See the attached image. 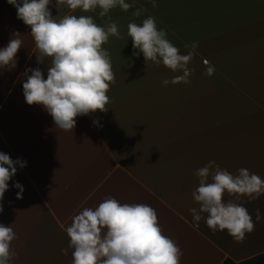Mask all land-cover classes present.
<instances>
[{
	"label": "crops",
	"instance_id": "crops-1",
	"mask_svg": "<svg viewBox=\"0 0 264 264\" xmlns=\"http://www.w3.org/2000/svg\"><path fill=\"white\" fill-rule=\"evenodd\" d=\"M126 2L133 5L127 12L117 7L103 18L99 9L52 8L56 20L91 15L104 26L110 18L120 32L102 45L115 76L108 110L76 117L74 129L62 131L41 106L24 99L25 69L40 67L46 78L49 62L37 64L33 37L16 8L0 0V47L17 33L22 40L16 67L0 71V151L27 161L14 177L25 188L22 198L9 181L0 213V223L17 235L10 264H71L72 249L67 256L62 249L72 217L109 196L154 208L162 234L183 251L180 264L239 263L264 253V219L237 243L226 230L213 234L203 219L194 228L190 211L199 207L192 198L199 185L195 170L210 160L233 174L247 168L264 178V0H157V7L150 0ZM137 9L145 11L135 17ZM149 16L182 54L185 44L210 34L205 28L214 18L237 20V46L199 44L189 64L191 82L164 86L178 73L147 65L142 54H133L127 35L130 22ZM205 60L215 67L212 76L205 74ZM237 202L254 222L257 208L264 214V196Z\"/></svg>",
	"mask_w": 264,
	"mask_h": 264
},
{
	"label": "clouds",
	"instance_id": "clouds-1",
	"mask_svg": "<svg viewBox=\"0 0 264 264\" xmlns=\"http://www.w3.org/2000/svg\"><path fill=\"white\" fill-rule=\"evenodd\" d=\"M134 2V0H133ZM157 7V0H150ZM17 10V19L31 29L37 64L49 62L47 76L40 67L26 68L22 83L23 96L28 105H38L49 114L57 129L72 131L76 117L88 116L97 111L103 113L110 102L107 95L115 81L110 54L102 45L110 37L120 38L117 23L101 26L91 15L65 14L54 19L51 8L74 13L96 12L99 17L108 16L117 7L127 12L133 5L126 0H7ZM145 9H137L133 15L141 16ZM127 35L132 40L133 54L143 55L145 63L163 65L173 73L171 80L164 79V86L189 84L194 69L189 64L197 55V41L185 44L182 54L168 38L167 31L158 28L155 17L149 16L140 24L130 22ZM15 34L8 44L0 47V71L14 69L17 52L22 40ZM207 76L215 72L207 60ZM30 73V74H29ZM93 124L99 125L98 120ZM27 166L23 158L13 160L0 151V213L2 201L11 187L17 189L21 199L24 186L14 180L18 168ZM198 187L192 192L198 208L190 209L193 227L198 229L203 219L213 234L227 231L237 243H242L255 224L264 219L256 209L255 222L241 201L249 202L264 196V178L240 168L236 174L222 169L214 160L195 170ZM225 194L232 199L225 200ZM206 214V215H205ZM68 247L62 249L67 256L72 249L71 264H180L183 251L177 242L162 234L156 210L143 203H121L109 196L95 207H85L72 217L66 228ZM17 239L13 228L0 223V264H10L16 256L12 242Z\"/></svg>",
	"mask_w": 264,
	"mask_h": 264
},
{
	"label": "rangeland",
	"instance_id": "rangeland-1",
	"mask_svg": "<svg viewBox=\"0 0 264 264\" xmlns=\"http://www.w3.org/2000/svg\"><path fill=\"white\" fill-rule=\"evenodd\" d=\"M195 22H202L194 20ZM209 25L205 30L210 31V34L199 35L201 39L196 40L198 44L203 46H237V20H209ZM196 36V34H195ZM201 45V46H202Z\"/></svg>",
	"mask_w": 264,
	"mask_h": 264
},
{
	"label": "trees",
	"instance_id": "trees-1",
	"mask_svg": "<svg viewBox=\"0 0 264 264\" xmlns=\"http://www.w3.org/2000/svg\"><path fill=\"white\" fill-rule=\"evenodd\" d=\"M222 264H264V253L258 254L252 258H249L239 263H234L230 259H225Z\"/></svg>",
	"mask_w": 264,
	"mask_h": 264
},
{
	"label": "built area",
	"instance_id": "built-area-1",
	"mask_svg": "<svg viewBox=\"0 0 264 264\" xmlns=\"http://www.w3.org/2000/svg\"><path fill=\"white\" fill-rule=\"evenodd\" d=\"M16 11V14H17V10H15ZM51 11H52V13L54 14V12H53V9L51 8ZM22 22V21H21ZM23 23V22H22ZM23 25L25 26V28H26V30L30 33L31 32V29H30V27L29 26H27V25H25L24 23H23ZM31 34V33H30Z\"/></svg>",
	"mask_w": 264,
	"mask_h": 264
}]
</instances>
